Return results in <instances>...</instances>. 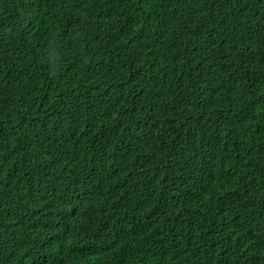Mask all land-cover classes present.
Segmentation results:
<instances>
[{
    "label": "trees",
    "instance_id": "16d2710c",
    "mask_svg": "<svg viewBox=\"0 0 264 264\" xmlns=\"http://www.w3.org/2000/svg\"><path fill=\"white\" fill-rule=\"evenodd\" d=\"M0 264H264V0H0Z\"/></svg>",
    "mask_w": 264,
    "mask_h": 264
},
{
    "label": "clouds",
    "instance_id": "9594fccd",
    "mask_svg": "<svg viewBox=\"0 0 264 264\" xmlns=\"http://www.w3.org/2000/svg\"><path fill=\"white\" fill-rule=\"evenodd\" d=\"M53 71H55V67H53Z\"/></svg>",
    "mask_w": 264,
    "mask_h": 264
}]
</instances>
